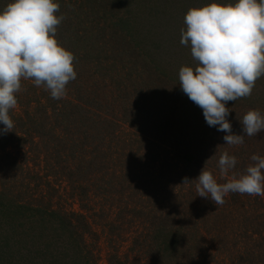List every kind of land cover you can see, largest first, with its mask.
Segmentation results:
<instances>
[{
    "label": "trees",
    "instance_id": "1",
    "mask_svg": "<svg viewBox=\"0 0 264 264\" xmlns=\"http://www.w3.org/2000/svg\"><path fill=\"white\" fill-rule=\"evenodd\" d=\"M130 1L55 0L76 79L60 99L20 81L0 135V264H98L102 250L106 264H264V197L216 206L194 180L242 174L264 157V131L224 143L162 65L168 48L137 41ZM263 81L226 104L233 133L248 110L264 117ZM224 152L237 163L221 177Z\"/></svg>",
    "mask_w": 264,
    "mask_h": 264
},
{
    "label": "clouds",
    "instance_id": "2",
    "mask_svg": "<svg viewBox=\"0 0 264 264\" xmlns=\"http://www.w3.org/2000/svg\"><path fill=\"white\" fill-rule=\"evenodd\" d=\"M58 11L55 0H9L0 9V135L13 132L9 110L17 105L22 78L43 86L53 99L64 97L66 85L76 79L73 54L55 39L63 19ZM184 25L180 43L190 47L195 65L179 68V87L201 108L207 125L224 133V143L241 145L244 136L264 131V117L248 110L239 120L242 134L233 133L226 104L250 96L264 75V0H211L189 8ZM250 159L253 163L242 174L224 183L202 168L194 178L196 196L216 206L223 205L229 193L264 197V157L253 154ZM217 163L225 177L237 160L224 152Z\"/></svg>",
    "mask_w": 264,
    "mask_h": 264
},
{
    "label": "rangeland",
    "instance_id": "3",
    "mask_svg": "<svg viewBox=\"0 0 264 264\" xmlns=\"http://www.w3.org/2000/svg\"><path fill=\"white\" fill-rule=\"evenodd\" d=\"M130 2H132L131 6L128 5L130 20L135 18L133 23L137 31V41L145 42L148 46L152 44L167 47L166 52L157 53L158 57L165 68L178 74L181 66H188L189 60H193L190 47L180 43L181 29L185 28L184 15L189 8L206 5L211 0H131ZM216 2L231 4L235 0H216ZM261 78H264V75H261ZM261 88L264 89V81ZM60 185L62 186L60 189L65 186L63 183ZM70 202L78 208V204L72 200L65 201L63 204L68 208L71 206ZM99 262L106 264L103 250L98 264Z\"/></svg>",
    "mask_w": 264,
    "mask_h": 264
}]
</instances>
